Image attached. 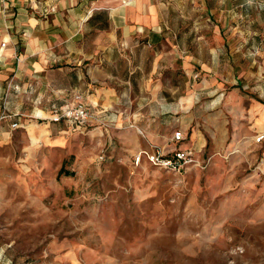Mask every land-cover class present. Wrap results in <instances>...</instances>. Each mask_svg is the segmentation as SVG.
Segmentation results:
<instances>
[{
	"label": "rangeland",
	"instance_id": "obj_1",
	"mask_svg": "<svg viewBox=\"0 0 264 264\" xmlns=\"http://www.w3.org/2000/svg\"><path fill=\"white\" fill-rule=\"evenodd\" d=\"M94 1L97 26L117 0ZM53 2L0 0V39L12 29L0 48L26 42L13 17L53 14ZM166 4L174 40L201 52L187 75L178 64L162 72L165 109L141 120L180 130L200 164H134L128 147L139 131L123 125L132 104L117 124L101 118L80 131L34 121L27 132L17 122L0 133V264H264V137L255 140L264 134V0ZM6 112L3 103L0 121L15 117Z\"/></svg>",
	"mask_w": 264,
	"mask_h": 264
},
{
	"label": "crops",
	"instance_id": "obj_2",
	"mask_svg": "<svg viewBox=\"0 0 264 264\" xmlns=\"http://www.w3.org/2000/svg\"><path fill=\"white\" fill-rule=\"evenodd\" d=\"M53 3L57 9L53 14H42L36 19L17 15L10 20L17 23L21 19L24 25L20 30L27 39L21 47L11 44L0 48V105L4 103L6 111L15 114L12 120L0 121V133L11 132L10 121L18 122L27 132L34 121H42L46 127L51 123L48 117L52 106L66 105L74 94L80 93L92 114L89 122L102 118L110 124L116 123L128 104H132L133 122L123 121V125L135 126L139 131H132L134 147L128 148L136 149L133 155L149 144L169 150L181 148L183 139L173 141V133L167 128L143 125L141 120L142 116L148 117L152 106L159 111L164 108L160 101L166 99L167 93L162 72L178 64L187 75L191 53L201 52L191 50L184 43L178 45L174 40L176 34L170 33L160 11L168 0H117L102 9L106 13L105 23L97 26L102 11H97L99 7H95L94 0H54ZM37 19L41 23L39 28L33 25ZM10 28V25L6 27L0 42L12 41ZM92 30L98 33L96 40L90 38ZM102 36L113 39L116 45L98 39ZM17 37L21 40L20 35ZM167 38L172 39L170 45L165 44ZM172 55L178 56L175 61ZM121 60L127 65L124 75L127 78L120 76ZM147 65L150 71L144 73ZM155 72L157 76H153Z\"/></svg>",
	"mask_w": 264,
	"mask_h": 264
},
{
	"label": "built area",
	"instance_id": "obj_3",
	"mask_svg": "<svg viewBox=\"0 0 264 264\" xmlns=\"http://www.w3.org/2000/svg\"><path fill=\"white\" fill-rule=\"evenodd\" d=\"M2 45L4 46L5 43H2ZM91 117L92 114L83 101L82 95L76 93L68 104L63 106H52L48 120L53 123H64L77 130L84 128L91 120ZM17 126L18 123L16 121L10 124L11 128H16ZM263 137L264 134L259 135L255 140L259 142ZM183 138V134L180 130L173 132V141H181ZM143 160L157 167L178 171L190 165L200 164V160L193 148H174L169 150L155 144H149L147 148L139 149L133 155L134 164H138Z\"/></svg>",
	"mask_w": 264,
	"mask_h": 264
},
{
	"label": "trees",
	"instance_id": "obj_4",
	"mask_svg": "<svg viewBox=\"0 0 264 264\" xmlns=\"http://www.w3.org/2000/svg\"><path fill=\"white\" fill-rule=\"evenodd\" d=\"M100 14V13H99ZM98 15V14H97ZM105 22H103V24H104Z\"/></svg>",
	"mask_w": 264,
	"mask_h": 264
}]
</instances>
